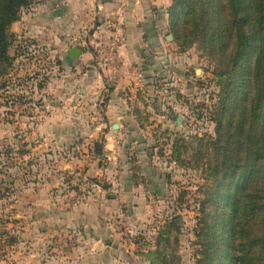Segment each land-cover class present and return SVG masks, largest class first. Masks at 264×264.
<instances>
[{
  "label": "rangeland",
  "instance_id": "374dc122",
  "mask_svg": "<svg viewBox=\"0 0 264 264\" xmlns=\"http://www.w3.org/2000/svg\"><path fill=\"white\" fill-rule=\"evenodd\" d=\"M28 7L21 9L20 16ZM16 22L9 27L12 41L7 52L12 61L6 73L0 75V264H59L60 239L66 230H60L56 220L72 206L68 198L57 204L49 199L46 204L37 203L38 194H42L37 191V182L49 178L52 166L57 165L58 162L52 163L53 155L60 156L58 161L73 154L88 155V159L91 154L97 155L101 164L108 161L103 157L102 136L89 143L83 140L87 136L84 126L95 114L76 112L74 106L81 101L78 92H69L72 80L67 74L71 60L63 47L55 49L39 43L36 37L25 36L17 31ZM169 23L168 16L165 43L169 45L161 64L163 73L148 74L149 87L126 90L125 98L131 97L126 104L132 121L121 119L128 126L125 135L112 141L124 149L129 165L147 168L153 171L152 179L166 183L158 194L147 177L139 176L145 200L151 207L146 213L149 221H142V226L131 232L124 228V234H132L138 248L155 249L153 238L157 232L179 215V230L173 234L177 242L174 248L170 247L171 264H198L200 243L204 241L199 207L211 180L208 159L203 157L206 149L200 141L215 134L219 85L213 74L214 63L206 53L196 43L180 48ZM84 37L74 42L80 43ZM82 45V49L99 55L95 44ZM106 83L98 96L100 108L107 100L111 80ZM167 93L174 97L168 98ZM178 116L180 123L175 124ZM54 117L59 122L52 130ZM98 117L103 121L102 113ZM105 129L111 132L108 123ZM51 131L57 138L55 142L50 141ZM99 148L101 154H97ZM173 148L177 151L175 156ZM59 172L67 185V174H63V169ZM55 195L54 191L52 196ZM11 239L16 241L12 243ZM34 247L39 251L37 258L25 261L24 254L35 250Z\"/></svg>",
  "mask_w": 264,
  "mask_h": 264
},
{
  "label": "crops",
  "instance_id": "0c3cea01",
  "mask_svg": "<svg viewBox=\"0 0 264 264\" xmlns=\"http://www.w3.org/2000/svg\"><path fill=\"white\" fill-rule=\"evenodd\" d=\"M171 2L35 0L21 12L20 20L15 23L17 31H22L25 36L36 37L39 43L50 44L55 49L63 47L66 57L71 60L67 74L72 80L69 81V92H78L81 101L74 106L76 112L95 114L90 118L93 120L84 126L87 136L83 140L89 143L102 136L103 157L109 162L101 164V159L92 154L89 159L88 155L73 154L63 161H58L60 156L53 155L52 163L58 162L57 165L52 166L49 178L37 182V191L42 192L38 194L37 203L46 204L49 199L52 204H57L68 198V204L72 206L65 216L56 220L58 228L66 230L64 238L60 239L59 264H151L146 256L147 249L138 248L133 235L124 234L123 229L129 228L127 231L131 232L141 227L142 221H149L146 213L151 207L145 200L139 176L147 177L158 194L166 183L152 179L153 171L147 168L129 165L124 149L115 146L112 140L125 135L128 126L121 119L132 121V112L126 104L131 97L125 98L126 90L134 91L144 85L149 87L146 76L163 73L161 64L169 45L165 43L168 30L166 9ZM82 36L85 37L80 43L74 42ZM114 36H119L120 40L109 66L103 67L98 56L82 49L83 43L103 47ZM73 45L81 51L74 59L68 53ZM170 45L173 48V44ZM82 67L87 68L80 70ZM108 80H111V87L104 107L100 108L98 96ZM54 92L58 93V88ZM156 92L160 94L163 90ZM166 95L170 99L174 97L170 93ZM100 113L103 121L98 117ZM55 119H51L52 130L58 127L59 121ZM107 123L111 132L105 129ZM114 124H117L116 128H113ZM50 133V141L55 142L54 131ZM95 161L99 162L94 164ZM60 169L67 174V185H64L63 175L59 174ZM61 190L63 194L59 195ZM54 191L56 195L53 197ZM118 217L121 220L118 221ZM38 253L36 248L30 249L23 259L31 261Z\"/></svg>",
  "mask_w": 264,
  "mask_h": 264
},
{
  "label": "trees",
  "instance_id": "16d2710c",
  "mask_svg": "<svg viewBox=\"0 0 264 264\" xmlns=\"http://www.w3.org/2000/svg\"><path fill=\"white\" fill-rule=\"evenodd\" d=\"M33 1L0 0V75L12 61L9 27ZM166 10L178 46L196 43L219 85L215 134L200 141L211 180L198 264H264V0H172ZM179 224L176 215L157 232L151 264H171Z\"/></svg>",
  "mask_w": 264,
  "mask_h": 264
},
{
  "label": "built area",
  "instance_id": "2783aa9c",
  "mask_svg": "<svg viewBox=\"0 0 264 264\" xmlns=\"http://www.w3.org/2000/svg\"><path fill=\"white\" fill-rule=\"evenodd\" d=\"M119 40V36H114L105 46H97V52L99 54L98 60L103 67L109 66V64L113 63L116 48L119 45Z\"/></svg>",
  "mask_w": 264,
  "mask_h": 264
},
{
  "label": "water",
  "instance_id": "95a60500",
  "mask_svg": "<svg viewBox=\"0 0 264 264\" xmlns=\"http://www.w3.org/2000/svg\"><path fill=\"white\" fill-rule=\"evenodd\" d=\"M171 35H168V37H170ZM69 56L71 57V58H75V57H77L80 53H81V51H80V49H79V47L78 46H76V45H73L71 48H70V50H69ZM180 123V116H178L177 118H176V123L175 124H179ZM117 127V124H114V127L113 128H116Z\"/></svg>",
  "mask_w": 264,
  "mask_h": 264
}]
</instances>
